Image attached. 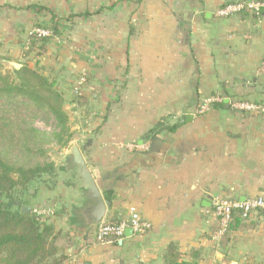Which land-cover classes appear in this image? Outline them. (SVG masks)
Returning a JSON list of instances; mask_svg holds the SVG:
<instances>
[{
  "label": "crops",
  "instance_id": "1",
  "mask_svg": "<svg viewBox=\"0 0 264 264\" xmlns=\"http://www.w3.org/2000/svg\"><path fill=\"white\" fill-rule=\"evenodd\" d=\"M235 1L0 0L2 64L47 76L68 116L71 137L52 158V178L22 195L30 208L54 209L44 219L62 238L58 264H157L170 243L183 254L200 250L197 264H264L258 212L214 236V196L264 191V114L232 106L264 105V18L215 15ZM51 20L58 31L45 51L26 53L30 29ZM207 97L221 101L196 113ZM72 146L89 171L90 193L71 164ZM101 204V220L137 212L150 226L96 242Z\"/></svg>",
  "mask_w": 264,
  "mask_h": 264
},
{
  "label": "trees",
  "instance_id": "2",
  "mask_svg": "<svg viewBox=\"0 0 264 264\" xmlns=\"http://www.w3.org/2000/svg\"><path fill=\"white\" fill-rule=\"evenodd\" d=\"M252 1L264 3V0ZM237 14L264 18V7L259 8L257 13L241 10ZM34 27L48 28L52 35L58 31L54 20ZM49 38L28 32L26 53L36 50L37 55L42 54ZM0 98L4 104L0 110V264H58L64 259L63 254H57L62 241L60 233L55 232L53 226L33 213L31 208L21 212V206L27 204L23 193L34 180L43 175H53L54 165L51 162H37L29 166L20 161L15 152H22L26 159L35 152L29 143L40 142L45 136H50L61 147L68 144L71 131L68 116L63 110L64 99L55 89L53 81L23 63L17 68L0 72ZM21 106H31L38 112L51 115L54 120L52 133L48 135L24 119L17 118ZM244 219L239 212H233L220 239ZM200 258L198 249H190L188 254H183L176 244L170 243L157 264H197Z\"/></svg>",
  "mask_w": 264,
  "mask_h": 264
},
{
  "label": "built area",
  "instance_id": "3",
  "mask_svg": "<svg viewBox=\"0 0 264 264\" xmlns=\"http://www.w3.org/2000/svg\"><path fill=\"white\" fill-rule=\"evenodd\" d=\"M264 7V3L248 2L247 0H240L235 2L226 3L215 10V15L219 17H227L235 15L241 10H252L256 13L259 8ZM29 32H34L38 36L51 37L52 32L48 28L34 27ZM260 72L264 73V60L259 65ZM85 81L82 75L78 78V85ZM76 89L78 87H75ZM75 89V92H77ZM214 101H221V98L207 97L202 100L196 109V113L202 114L209 110ZM232 106L239 110L254 114H264V105L247 100H234ZM130 149H142L143 144L129 143L126 145ZM212 212L216 221V230L214 236L220 238L225 232L232 219L233 212H239L242 217H248L252 212H258L262 220H264V191L258 195L245 198L243 200L231 199L223 196H214L211 200ZM32 212L36 215L45 218L54 214V209L45 204L36 205L31 208ZM150 224L141 218L137 212H132L129 218L117 222H109L101 220L95 225L92 232L93 238L96 242L106 241H120L125 236V229L130 228L132 232L140 233L148 229Z\"/></svg>",
  "mask_w": 264,
  "mask_h": 264
},
{
  "label": "rangeland",
  "instance_id": "4",
  "mask_svg": "<svg viewBox=\"0 0 264 264\" xmlns=\"http://www.w3.org/2000/svg\"><path fill=\"white\" fill-rule=\"evenodd\" d=\"M7 70H11L7 69ZM6 71L4 65L2 64L0 60V72L4 73ZM4 107V104L2 102V99L0 98V110ZM70 110L66 111L69 113ZM17 118H22L25 120V122L29 123L32 127L36 128L37 130H41L46 132L48 135H50L54 129V120L46 112L43 111H37L35 108L29 106L24 107L21 106L19 108V111L17 113ZM29 146L35 151L33 154H30L26 159L22 152L17 151L15 152V155L20 157V161L25 162L26 165H34L37 162H51L53 163L54 157L56 156V152L58 148L61 146L56 143L50 136H45L42 138L40 142L34 141L29 143ZM54 165V163H53ZM46 175L41 176L39 179L34 180L33 183H31V187L34 186L35 183H38L43 180V178ZM52 178L53 175H48ZM20 195V193H19Z\"/></svg>",
  "mask_w": 264,
  "mask_h": 264
},
{
  "label": "water",
  "instance_id": "5",
  "mask_svg": "<svg viewBox=\"0 0 264 264\" xmlns=\"http://www.w3.org/2000/svg\"><path fill=\"white\" fill-rule=\"evenodd\" d=\"M248 2H250L251 0H247ZM20 65H18L17 67H19ZM16 67V68H17ZM70 153H71V157H72V161L71 164L73 166H76L79 170V176L80 179L83 183V187L89 191V193L91 192V188L93 187V182L91 180L89 171L86 167V164L84 163V160L78 150V148L76 146H72L70 148ZM95 210L97 209V223L101 221V218L103 216V210H104V205H96ZM30 207L26 206V205H22L21 206V212H26L29 211ZM125 233H131V229L130 228H126L125 229Z\"/></svg>",
  "mask_w": 264,
  "mask_h": 264
}]
</instances>
